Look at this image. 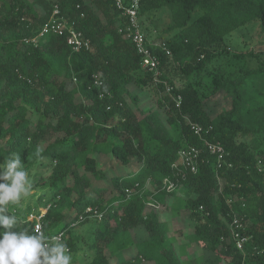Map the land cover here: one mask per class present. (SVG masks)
Masks as SVG:
<instances>
[{"label":"trees","instance_id":"16d2710c","mask_svg":"<svg viewBox=\"0 0 264 264\" xmlns=\"http://www.w3.org/2000/svg\"><path fill=\"white\" fill-rule=\"evenodd\" d=\"M55 7L89 51L41 35ZM165 11L156 76L120 32L127 24L113 0H0V164L19 153L37 189L34 205L8 209L13 230L35 234L29 216L46 211V236L67 233L75 252L72 232L92 208L102 219L84 240L94 251L87 264H264V0H141V19ZM249 27L254 49L228 52ZM205 141L224 146L221 168ZM190 147L205 159L198 172L164 191Z\"/></svg>","mask_w":264,"mask_h":264},{"label":"built area","instance_id":"2783aa9c","mask_svg":"<svg viewBox=\"0 0 264 264\" xmlns=\"http://www.w3.org/2000/svg\"><path fill=\"white\" fill-rule=\"evenodd\" d=\"M116 8L121 12L122 18L126 21L125 28H122L120 32L126 33L128 37L132 40L137 52L142 57V65L149 72L154 73L156 76H159L161 73L159 71L160 68V60L152 51V46L160 47L161 45L151 43L142 27V22L140 18V5L141 0H113ZM84 15L82 14L81 17ZM53 34L60 37H65L67 40V44L71 47L74 53H81L83 51H89L91 49L90 40L87 39L82 31L77 28V22L74 20H70L65 16H62L60 9L55 7L53 13L48 20V22L44 25L41 35ZM162 48L167 52L169 57L172 56L171 52L162 45ZM97 85H101V83L97 80ZM169 91V90H168ZM192 130L198 134L202 135L203 128L198 124L191 125ZM205 148L207 152L213 156L217 157L218 168L223 166L225 157L227 155L224 146L221 142H210L205 141ZM205 160L202 158V152L199 148L190 147L187 149H182L178 153V161L172 164L171 170L172 175L166 177L163 180V190L172 193L174 192L181 182L185 181L190 174H196L198 172V168L201 162ZM260 171H264V166L260 168ZM127 194H130V191H127ZM159 206V205H158ZM157 206V207H158ZM201 210L203 208L201 207ZM46 211L43 212H33L29 216V221L33 223V230L36 234V229L39 228L40 232H42L45 236L46 233L44 231V218ZM86 214H90L91 218L101 220V214L92 208H89ZM85 217H80L79 222H83ZM76 224L73 225L75 227ZM233 238L237 244L239 250L243 251L244 244L247 241L245 237H243L239 230L243 228L242 220L238 217H234L232 224ZM54 236H59L61 242L64 240V234H57ZM47 237V236H46ZM46 241V242H50Z\"/></svg>","mask_w":264,"mask_h":264},{"label":"clouds","instance_id":"9594fccd","mask_svg":"<svg viewBox=\"0 0 264 264\" xmlns=\"http://www.w3.org/2000/svg\"><path fill=\"white\" fill-rule=\"evenodd\" d=\"M31 192L29 173L19 153H14L0 164V264H71L70 249L59 236L46 242L49 238L39 228L36 234L13 230L17 217L7 214V206L19 204Z\"/></svg>","mask_w":264,"mask_h":264},{"label":"rangeland","instance_id":"374dc122","mask_svg":"<svg viewBox=\"0 0 264 264\" xmlns=\"http://www.w3.org/2000/svg\"><path fill=\"white\" fill-rule=\"evenodd\" d=\"M171 14L168 11H165L161 13L158 17H156L153 20H145V17L141 19L143 23V30L148 38V40L153 43L155 42L167 29L168 25L171 22ZM258 37V29L256 27H249L248 30H246L243 34L237 33L231 36L230 38V45L228 52L230 53H236L237 51H240L241 49H254L255 43L257 42ZM170 62V71L175 72V68L177 67L176 62L172 58V56L169 58ZM181 81H177V85H181ZM31 181V180H30ZM32 182V181H31ZM37 193V189L33 188L31 195L22 198L21 202L16 205L9 204L7 208L9 210L15 209L17 206L19 209H22L26 204L30 203L34 205L35 200L32 196L33 194ZM173 202V200H172ZM17 207V208H18ZM163 218L167 221L170 220V224L174 226V228H179L178 224H175V221H171L170 214H165ZM96 219L92 218L90 221L87 222L85 226H80L72 232L71 239L73 238V241L75 244H77V250L75 252H72L71 250L69 253L72 256V262L71 264H87L94 256V251L88 249L87 244H85V238L88 235V229L91 225L94 224ZM175 230V229H174ZM179 230V229H178ZM186 230V229H184ZM168 234L169 237L172 238H178L177 232H174L171 228H168ZM69 235L66 233L64 236V243L66 245L70 244L69 242ZM175 241V240H174ZM178 244V242H177ZM68 247V246H67Z\"/></svg>","mask_w":264,"mask_h":264}]
</instances>
